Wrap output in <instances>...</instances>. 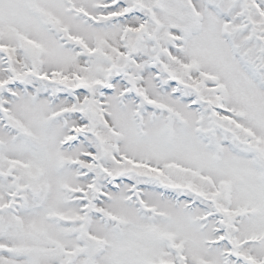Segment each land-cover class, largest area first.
Listing matches in <instances>:
<instances>
[{"label":"snow or ice","instance_id":"snow-or-ice-1","mask_svg":"<svg viewBox=\"0 0 264 264\" xmlns=\"http://www.w3.org/2000/svg\"><path fill=\"white\" fill-rule=\"evenodd\" d=\"M0 264H264V0H0Z\"/></svg>","mask_w":264,"mask_h":264}]
</instances>
